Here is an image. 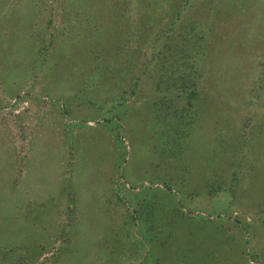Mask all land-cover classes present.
<instances>
[{"label": "rangeland", "instance_id": "1", "mask_svg": "<svg viewBox=\"0 0 264 264\" xmlns=\"http://www.w3.org/2000/svg\"><path fill=\"white\" fill-rule=\"evenodd\" d=\"M176 14L193 119L157 90ZM0 264H264V0H0Z\"/></svg>", "mask_w": 264, "mask_h": 264}, {"label": "trees", "instance_id": "2", "mask_svg": "<svg viewBox=\"0 0 264 264\" xmlns=\"http://www.w3.org/2000/svg\"><path fill=\"white\" fill-rule=\"evenodd\" d=\"M176 15L177 17L156 35L158 46L155 56L160 64L157 90L161 92L162 98L167 96V100L176 101L173 110L178 120L187 112L193 119L197 116L194 100L198 95L199 80L196 62L202 55L204 35L194 18H181L179 14ZM189 123L190 121L186 124Z\"/></svg>", "mask_w": 264, "mask_h": 264}, {"label": "built area", "instance_id": "3", "mask_svg": "<svg viewBox=\"0 0 264 264\" xmlns=\"http://www.w3.org/2000/svg\"><path fill=\"white\" fill-rule=\"evenodd\" d=\"M15 103V100L14 101H12V104H14ZM25 104H26V102L25 101H22L19 105H20V107L19 108H22V106H25Z\"/></svg>", "mask_w": 264, "mask_h": 264}, {"label": "crops", "instance_id": "4", "mask_svg": "<svg viewBox=\"0 0 264 264\" xmlns=\"http://www.w3.org/2000/svg\"><path fill=\"white\" fill-rule=\"evenodd\" d=\"M14 114H17V113H14Z\"/></svg>", "mask_w": 264, "mask_h": 264}]
</instances>
